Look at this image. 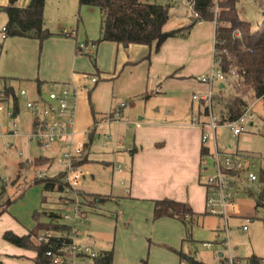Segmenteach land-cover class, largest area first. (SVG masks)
I'll use <instances>...</instances> for the list:
<instances>
[{"label": "crops", "instance_id": "0c3cea01", "mask_svg": "<svg viewBox=\"0 0 264 264\" xmlns=\"http://www.w3.org/2000/svg\"><path fill=\"white\" fill-rule=\"evenodd\" d=\"M29 1L19 0L16 6L24 7ZM7 5L8 0H0V9ZM171 15V19L164 27L165 31L190 24L189 16L183 18L184 20H179L182 17L175 13ZM44 16L43 13V19L45 20ZM175 22L177 23L174 24ZM6 23L7 16L3 27L6 26ZM45 23L46 28L49 24ZM169 25H172L171 28H169ZM1 30L0 39H2ZM60 32L63 33V36L56 34L41 43L40 62L38 60L37 70L30 74L37 78L35 80L27 79L24 76L27 74L0 77L4 81V87L0 90V93L5 94L9 102L13 101L15 103L20 89L26 90L29 97L34 100L39 96L46 98L53 85H57L58 89L64 86L72 89L75 95V137L90 147L89 155L84 158V162L80 163L84 175L78 186V193L83 196L100 195L106 198V202L118 198L120 204H127L133 208H150L152 209V218L155 201L168 199L184 203L191 208L194 214L192 218H186L188 224L192 223L197 215L205 214L206 193L199 178L201 176V158L214 150V142L209 140L203 144L201 141L202 132L206 130V124L208 123V114L205 116L206 120L204 122L196 121L195 114L198 107L202 106L204 108L205 105L202 101L193 100L192 97L195 94L203 95L207 93V86L200 83L198 77L205 75L209 67L211 45L213 47L215 42L214 23L204 21L196 23L186 38H169L157 52L154 50V45L151 47L135 44L124 46L112 42H101L99 45H110L114 50V64L110 70L112 72L97 69L95 60L98 55V44L94 45L92 44L94 42L88 40L77 42L76 34L74 36L66 30H60ZM7 37L3 39L2 44L0 43V59L2 56L7 57L9 54L12 43L6 42ZM9 38L10 40H19L17 42L20 44V52L22 53H26V51H23L21 47L32 46L31 42L36 44L38 42L35 39L28 38ZM212 40L213 44L210 43ZM80 44H84L86 47L83 50L86 57L76 54L79 53L77 52V46ZM64 45H72V47L70 50L67 48L63 51L61 47ZM33 46L37 47L36 45ZM22 53L19 54L17 60L20 69H26L30 65L32 56L27 58ZM83 58H87L90 64L93 63L91 58L94 59V71L88 62L87 67L80 66V61ZM204 62V66L199 65V63ZM142 66H144V69H142ZM135 68H139L138 77L132 75ZM121 77L126 78V85L125 88L118 90L116 93V84ZM9 79L10 81L16 79L20 83L26 81L32 83L34 90L30 91L21 87L16 89ZM93 79H96L95 83L92 82ZM99 81L105 82L110 87L111 101L109 110L99 106L98 112L94 109L91 101L94 99L95 92L99 90L97 88ZM218 86L215 85V94L218 91ZM153 98H156L154 104L151 102ZM117 99H122L124 102L120 103H125V107L121 111V118L117 122L103 121V117L111 114L120 104H118ZM135 99L137 101L133 103ZM193 102L196 103L194 110ZM250 111H252V108ZM1 119L4 122L6 121L4 117H1ZM253 124L254 120L247 128L252 127ZM20 127L22 136L17 139L24 141V145L28 150L33 144L26 139V135L30 131L29 114L23 113L21 115ZM100 127L101 133L99 132ZM111 131H114L117 137L112 135ZM129 134H131V138H128L130 137ZM104 136L109 137L108 140L104 141ZM209 143L212 145L211 148ZM96 144L97 147L106 150L94 151ZM59 147L60 145H56L51 151L41 152L39 157L30 161L35 163L39 158L46 159L48 163L45 172H49L53 168L58 174H53L52 178L61 175V167L58 164ZM202 149H204V155L201 156ZM222 153L239 156L243 161H250L251 163L255 159L249 153L230 151ZM109 154L112 155L108 157ZM117 161H121L123 164L121 171L114 170ZM114 175H116L115 178ZM88 178L92 179L89 185L86 184ZM114 180L120 181L121 185H125L121 196L114 195L111 192ZM96 181L109 183V186L103 184V187L98 183L95 185ZM46 193H50L49 197H45ZM18 202L9 206L7 212L0 217V262L3 264H33L32 260L36 257V253L33 251L18 248L5 242L2 238L5 232H11L18 237L26 236L35 231L36 221L32 218L34 212L40 214L39 218L49 219V224H52V220L49 218L50 213L57 211L56 208H61L59 205L61 204L60 193L46 192L42 184H37L28 189L23 199ZM97 206H100V204L89 205V207L86 205L84 210L93 212L95 209L97 210ZM238 206L240 210L238 218L249 219L250 225L251 220L257 218L255 216L256 212L248 216L246 213L241 212L242 205L238 203ZM254 207L250 204L249 210H254ZM106 209L109 208L106 207ZM120 209L117 212V218L121 216L122 212L124 213V209ZM111 213L108 212L107 214ZM86 215L88 217L87 213ZM154 221L179 222L187 231V227L182 222L173 218L163 217ZM220 231L223 233V222ZM76 242L91 246L98 251L99 239L92 231L88 233L82 228V235L78 237ZM116 245L115 237L113 251H99L101 253L112 252V264H117L113 253ZM149 249L165 250L155 246L149 247Z\"/></svg>", "mask_w": 264, "mask_h": 264}, {"label": "rangeland", "instance_id": "374dc122", "mask_svg": "<svg viewBox=\"0 0 264 264\" xmlns=\"http://www.w3.org/2000/svg\"><path fill=\"white\" fill-rule=\"evenodd\" d=\"M151 1L157 4H171L172 11H170V14L175 13L179 17H182L179 18V20H184L183 18H186L192 14L190 5H188L184 0ZM237 10L240 18L249 25V28L252 32L258 29L259 25L264 19L262 12L259 10L254 0H238ZM44 15V22H46L45 24H49L46 29L51 34L63 36V33L60 32V30H66L72 33L74 36L77 35V42L88 40L90 42L96 43L99 39V28L101 21L100 12L98 9L93 7H80L78 0H47L45 4ZM5 19L6 15L0 12V30L4 26ZM176 23L177 22L174 24ZM171 26L172 25H169V28H171ZM70 39L75 40L73 38ZM6 40L7 43L11 42L12 44L8 56H2L0 59V77H13L27 74L24 75L26 76L25 78L35 80L37 77L35 78L34 75L30 74H33L34 70H37L38 60L40 62L39 55L42 48L41 44L39 42H37V44L31 42L32 46L21 47L23 51H26V53H22L20 52V44L17 42L19 40H10L9 37H7ZM3 41V39H0L1 44ZM212 42L213 40L210 41L211 44H213ZM33 45H36L37 47H34ZM71 47L72 45H64L61 48L63 51H65L67 48L70 50ZM191 49L193 50L194 48L192 47ZM211 49L210 63L205 75L209 74L211 69L213 52L212 45ZM31 50L33 52L32 55ZM20 53L25 55L27 58L32 56L30 59V65L26 69H20L19 67L17 58ZM76 54L78 56L86 57V54L83 53ZM87 58L89 59V57ZM87 58L81 59V67H87V62L89 63ZM91 61L93 63H89V65L94 71V61ZM95 61L98 70L112 72L110 71L114 64V50L112 46L106 44L99 45L98 55ZM199 65L204 66L205 62L199 63ZM142 67V69H144V66ZM138 69L139 68H135L133 70L132 75L134 77H138ZM13 80L16 79H11V81L9 79L16 89L21 87L30 91L34 90L32 83L27 81L20 83V81ZM125 85L126 78L121 77L119 82L116 84V93L118 90L125 88ZM3 87L4 81L0 78V90H2ZM97 88H99V90L95 92L94 99L91 101L94 109L99 112V106H102L104 109L108 108L107 110H109L111 101L110 87L107 86L105 82L99 81ZM215 91L216 88L214 85V94ZM155 99L156 98H153L151 100L153 104ZM136 101L137 100L135 99L133 103ZM117 102L119 104L120 102H124V100L117 99ZM213 104L214 106L212 113L217 117L215 103L213 102ZM195 106L196 103L193 102V110L195 109ZM247 106L248 108H252L250 113L254 116L253 126L245 128V132L240 136L233 137L229 128L225 125L226 123L220 124L218 120L219 127L216 129V143L218 150L221 152L230 151L249 153V155L252 154L255 158L253 162L255 166L251 170L259 177L260 171L264 170V99L249 101ZM107 116H111V114ZM107 116L103 117V121L115 122L112 119V116ZM205 118L206 117L203 114V108L202 106H199L195 114V119L198 122H204L206 120ZM100 130L101 127L99 128V132L101 133ZM21 132L22 130L20 129V134ZM111 134L116 136L114 131H111ZM131 134H129L130 137L128 138H131ZM118 137L120 138V136ZM17 138H6L0 140V199L2 202L6 201L7 199H12L14 200V204L19 203L18 201L23 199L25 192L28 189L36 186H28L32 181L41 178L42 175L45 176V174V178H52L51 176L53 174H58L53 168L51 171L45 172L46 164H44V167L40 168L32 161H25L26 159L33 160L39 157L41 151L34 144H31L30 149L27 150V147L24 145V141ZM119 138L117 139L119 140ZM8 144H11L9 148L5 146ZM209 147H212L210 143ZM103 150L106 149L97 147V144L95 145L94 151L99 152ZM19 153H21V155H19ZM111 155L112 154H109L108 157ZM116 165L121 167L123 164L121 161H117L114 166ZM115 177L116 175H114V178ZM91 180V178L86 179V184H91ZM97 183L103 187V184H105L107 187L109 186V183L106 182L96 181L95 185H97ZM124 188L125 185H121L120 181L114 180L111 192L114 195L121 196L123 194ZM253 192L255 195H257V190L255 188L253 189ZM78 194L83 199L84 203L89 207L91 204L89 202L90 199L87 196L81 195L80 193ZM49 195L50 193H46L45 197H49ZM115 199L116 200L106 202L105 204H100V206H97V210L95 209L93 212L91 210L86 211L84 210L86 208H84L83 211L88 214V217L83 224V229L88 233L90 231L94 232V235L98 237V251H113V240L116 237L117 245L113 253L116 257L117 264H187L185 259H181L180 261V255L184 256L185 258L195 257L197 260L202 261L205 264H212L217 261L219 254L225 255L226 253L224 247H222L220 244V241L225 238L224 234L220 231L222 222L216 217L205 214L197 215L194 221L188 224L189 231L187 232L179 222H155L152 218V209L150 208H133L127 204H120V200L118 198ZM236 202L242 205V213H246V215L250 216L253 214V212H256L255 216L257 218L255 220H251V224L249 225V230L247 232H242L241 230V227L245 224V220L242 218L230 219L228 227L229 242L238 257L245 260L246 258H249L253 255L258 258H262L263 261H261V264H264V229L261 222V220L264 218V209L262 210L258 208V206L256 208L258 201L254 195L246 193L239 194V196L236 197ZM60 203L61 204L59 205L62 208V202ZM250 204L255 206L254 210H249ZM106 207L109 209H106ZM61 208H56L55 210H61ZM118 208L124 209V213L122 212L119 218H117V212L119 210ZM108 212L112 213L107 214ZM34 214L35 212L32 214V218ZM39 222L43 225H48V227H44V229L38 231L37 235L48 230L54 231V229L50 228L49 226L53 227L55 225L49 224V219L39 218ZM66 224L68 223L66 222ZM58 228L59 229H55L57 231H64V229H67V227L64 225L59 226ZM202 242H211L213 244V248L209 250L204 249L201 246ZM152 246L163 248L165 250L162 251L160 249H149V247ZM77 264H81L80 261H78ZM85 264L93 263L90 261H85Z\"/></svg>", "mask_w": 264, "mask_h": 264}, {"label": "trees", "instance_id": "16d2710c", "mask_svg": "<svg viewBox=\"0 0 264 264\" xmlns=\"http://www.w3.org/2000/svg\"><path fill=\"white\" fill-rule=\"evenodd\" d=\"M19 0H8V5L0 9L7 16L6 30L8 37L35 39L40 44L52 37L44 26V7L46 0H30L24 7L16 6ZM191 7L190 24L181 28L165 31L164 27L171 19V4H157L151 0H78L79 6L98 9L100 12L99 39L92 43L112 42L128 46L131 44L151 47L159 51L169 38H186L193 26L201 21L215 25V47L220 60V68L226 74V84L214 96L215 108L220 124L236 121L247 107L249 101L264 98V19L258 29L252 32L249 25L240 18L237 10L238 0H184ZM264 16V0H254ZM94 61V59L91 58ZM232 72L234 73L233 76ZM227 88V89H226ZM226 89V90H225ZM232 89V91H231ZM203 114L207 116L206 107ZM204 149L201 150V156ZM85 160H83L84 162ZM48 160L39 158L38 167ZM260 183L264 186V170L259 173ZM42 184L46 192L60 193L64 189L61 175L53 178H39L28 186ZM4 192V191H2ZM90 206L104 204L106 198L91 194ZM14 200L0 199V217L7 212ZM257 206H260L259 203ZM40 214L35 213V231L18 237L5 232L3 240L13 246L33 251L36 257L33 264H50L45 257L47 245L37 242V233L48 227L39 222ZM194 216L191 208L180 202L164 199L154 202L153 219L167 217L179 220L187 227V217ZM264 229V218L261 220ZM56 230L57 226H49ZM56 228V229H55ZM55 241V240H53ZM187 264H205L195 257L185 258ZM248 264H261L256 256H250ZM0 264H3L0 262ZM96 264H112V252L103 253ZM218 264V263H212Z\"/></svg>", "mask_w": 264, "mask_h": 264}, {"label": "built area", "instance_id": "2783aa9c", "mask_svg": "<svg viewBox=\"0 0 264 264\" xmlns=\"http://www.w3.org/2000/svg\"><path fill=\"white\" fill-rule=\"evenodd\" d=\"M2 39L7 37L6 27L2 30ZM84 44L77 46V52L83 53ZM234 73L232 72L233 76ZM226 74L220 68V60L217 55L215 43L212 52L210 73L198 77V81L207 86V93L193 95V100L202 101L208 111V123L206 130L202 132L203 144L209 140L214 142V150L201 158V176L199 177L205 189V214L216 217L223 222L224 239L220 242L224 247L225 255L219 254L218 264H248L238 257L232 248L228 238L229 220L238 218L239 206L236 197L240 193L254 195L260 206L264 209V186L260 183L258 175L252 172L255 164L243 161L241 157L225 154L218 150L216 144V129L219 127L218 118L213 115L214 85L223 89L226 84ZM93 83L96 79L92 80ZM75 95L68 86L58 89L53 85L46 98L39 96L31 99L26 90L20 89L17 100L9 102L5 94L0 93V139L17 138L20 134V118L23 113L30 115V131L26 135L29 143H33L41 152L51 151L56 145L59 147L58 164L61 167V182L64 189L60 192L61 210L50 213L52 224L66 226L64 231L48 230L37 237V242L47 245L45 257L50 264H85L90 261L96 264L103 253L96 251L91 246L76 242L82 235L83 224L86 221V213L83 211L86 204L78 194V186L83 178V170L80 163L90 153V147L85 142L76 139L74 131ZM125 103H120L111 113L112 119L117 122L121 118V111ZM242 115L233 122H226L233 137H238L245 132L254 120L250 113L251 107L243 108ZM107 116V117H111ZM1 117L6 120L3 122ZM109 137L104 136L103 140ZM10 147L11 144L5 145ZM21 155V153H19ZM25 161L30 162L29 159ZM114 170L121 171L119 165ZM44 175L41 176L43 178ZM257 190V195L253 189ZM66 222L68 224H66ZM249 219L241 227L242 232L249 229ZM55 240V241H53ZM204 249H212L211 242H203ZM263 261L261 258H259Z\"/></svg>", "mask_w": 264, "mask_h": 264}]
</instances>
